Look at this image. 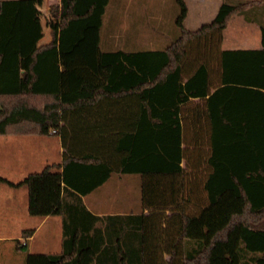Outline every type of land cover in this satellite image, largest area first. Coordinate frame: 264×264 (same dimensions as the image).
Wrapping results in <instances>:
<instances>
[{"label":"trees","instance_id":"16d2710c","mask_svg":"<svg viewBox=\"0 0 264 264\" xmlns=\"http://www.w3.org/2000/svg\"><path fill=\"white\" fill-rule=\"evenodd\" d=\"M43 1L0 0V134H56L65 147L62 162L19 181L0 175L27 186L30 214L63 215L62 250L28 252L26 264H264V128L229 117L212 127V170L191 175L182 165L204 149L202 142L188 147L180 103L209 91L203 76L244 1L225 0L210 22L190 30L187 1L176 0L175 38L131 51L101 46L110 0L52 4L51 40L39 44ZM114 171L142 174L151 214L101 216L87 208L82 194ZM199 187L205 204L187 209ZM172 204L173 217L165 213Z\"/></svg>","mask_w":264,"mask_h":264},{"label":"crops","instance_id":"0c3cea01","mask_svg":"<svg viewBox=\"0 0 264 264\" xmlns=\"http://www.w3.org/2000/svg\"><path fill=\"white\" fill-rule=\"evenodd\" d=\"M146 1H109L104 14L105 17L109 9L107 27L109 35L103 40V20L102 48L129 51L146 48L157 49L166 47L175 38L178 31L175 23L177 7L173 6L172 8L174 13L171 24L165 15L168 7L167 0H154L150 3L152 22H149L145 21L143 13V8L149 6ZM172 1L174 2V0ZM186 1L188 13L184 25L186 28L194 30L204 23L210 22L225 0ZM242 1L245 3L244 11L233 14L227 26L222 30L219 50L210 59L209 71L203 76L204 82L208 81L209 83V91L204 95L190 96L187 101L180 103V121L185 127L186 142L191 143L188 144V147L193 149L199 146H196L195 143L202 142L204 149L202 158L191 155L190 162L186 158L183 159L182 165L191 175L207 174L212 170L208 159L212 154V127L214 125H226V121L230 117L236 126L264 128V52L245 51L264 48L262 39L264 0ZM56 3H60V0H44L40 9L46 15H52L49 9L52 4ZM46 31H49V34ZM50 31V26L44 24V35L39 40V44L51 40ZM232 50L235 51L231 52ZM193 73L191 71L184 74L183 80H187ZM253 134L252 130V140H254ZM0 135H3L0 136V172L6 174L9 169H12V173L19 177L11 179L0 175L13 181L23 179L31 172L40 171L47 164L63 161L65 147L60 135L54 134V136H58L57 144L50 139L51 135L25 133ZM33 135L40 137H30ZM185 145L187 146V143H184ZM196 160H202V166L194 167L192 162ZM142 182L141 173L114 171L102 184L89 193L82 194V198L89 210L101 216L132 213L149 215L154 209L143 203ZM24 186L25 188H23ZM15 188L18 192L10 193L0 203L2 222L16 225L15 233L0 234V264H16V251L19 247L21 234L25 229H33V233L27 237L28 242L23 241V243L34 245L39 248L37 250H41L36 252H60L63 248L64 238L63 215L37 216L30 214L27 186L20 185ZM199 188V193H192L189 199L187 197V209L205 204L206 195L202 193V187ZM176 206L172 204L166 209V215L172 217L176 215L178 212L175 209ZM105 221L107 220L103 219L98 224L104 226ZM29 222L31 223L28 224ZM41 230H44L46 238L44 242L36 245V237ZM11 240L16 241L11 243ZM53 246L55 249H50V251L41 249ZM32 250L28 252H35ZM165 254L168 258V253Z\"/></svg>","mask_w":264,"mask_h":264},{"label":"rangeland","instance_id":"374dc122","mask_svg":"<svg viewBox=\"0 0 264 264\" xmlns=\"http://www.w3.org/2000/svg\"><path fill=\"white\" fill-rule=\"evenodd\" d=\"M147 1L149 3V6L147 8H143V10H144L143 13H144V17L146 19L145 21L148 20L149 22H152V16L150 15V12H151L150 9H152V7L150 6L151 5L150 3L153 2L154 0H151V1L147 0ZM167 3H168V7L166 8L165 15L168 18V20L171 21V24H172V17H173V13H174L172 8H173V6L177 7L176 11H178V5H177V1L176 0H174V2L172 0H167ZM49 12H51V11H49ZM109 12L110 11L108 9V11H107V13H106V15L104 17V25H103V28H102V38H103V40H105L107 38V36L109 35L108 29H107V27H108V17H109V14H110ZM41 13H42V15H41L42 22L46 26V25H48L49 20L52 19L51 17L53 15H51V14L50 15H46L43 11H41ZM45 29H47V28H45ZM46 32L49 34V31H46ZM0 136H3V135H0ZM30 137L38 138L40 136L33 135V136H30ZM50 139L57 144L58 136H54V134H51ZM38 159H41V158L38 157ZM0 174H2V172H0ZM2 175H5V176H7V177H9L11 179H17L19 177L17 174L12 173V169H9V171H7L6 174H2ZM135 175H138V174H135ZM139 184H140V182H139ZM23 188H25V186ZM15 191L18 192L17 188H15L14 186L9 185L6 182L0 181V203L7 195H9L10 193L15 192ZM30 223L31 222H29L28 224H30ZM15 227H16V225H12L10 223H3L2 220H1V215H0V234L15 233L16 232ZM21 235L22 236H21V240L19 241V247L17 248V251H16V262H15L16 264H25V255H26V253L28 251H31L32 249H33L32 251H35V252L36 251H41V250H37L39 248H36L34 245H30L28 243L23 244V241L28 242V238L23 236V234H21ZM45 238L46 237L44 236V230H41L38 233L37 237H36V245H39L40 242H44ZM15 241L16 240H11L10 242L13 243ZM54 247L55 246H53L52 248H41V249H43L42 251H50V249L51 250L55 249ZM12 261H13V258H12ZM5 264H10V263H5Z\"/></svg>","mask_w":264,"mask_h":264}]
</instances>
